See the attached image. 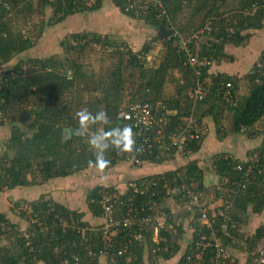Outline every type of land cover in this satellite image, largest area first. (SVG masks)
I'll return each instance as SVG.
<instances>
[{"label": "trees", "instance_id": "1", "mask_svg": "<svg viewBox=\"0 0 264 264\" xmlns=\"http://www.w3.org/2000/svg\"><path fill=\"white\" fill-rule=\"evenodd\" d=\"M87 1L0 0V128L8 130L7 138L0 140V189L43 184L87 166H98L88 137L116 128L131 127L133 150L122 151L110 144L104 151L108 163L102 169H111L119 162L140 167L145 162L188 161L163 173L128 179L123 191L113 186L89 190L85 203L91 218L97 220L94 225L84 218V212L69 209L50 197L16 200L10 211L21 222H14L6 212H0V264H99L100 258L104 259L100 254L103 252L101 193L108 190L118 194L114 218H123L127 212L141 217L164 208V201L169 199L163 183H185L200 199L210 192L221 199L228 192L233 193L231 213L236 228L230 230L223 243L245 253V264H252L250 253L264 237V225L252 233L242 231V227L247 223V213L260 214L264 208V171L258 172L254 166L246 180L245 170L256 157L258 163L263 162L264 47L250 74L239 77L220 72L216 66L233 59L226 51L228 46H245L254 31L262 28L264 0H92L91 4ZM104 3L138 27L151 28L153 33L133 49L119 35L71 32L59 41L62 55H28L46 26L77 13L97 11ZM48 8L51 13L45 19ZM39 15L42 18L37 22L35 17ZM11 16L21 18V28L13 24ZM160 26L171 34L160 38ZM93 45L101 50L97 70L82 60L86 48ZM189 58L194 61L190 63ZM243 80L247 83L246 92L240 91ZM197 85L204 96L190 98L189 91ZM169 86L171 91L167 93L165 89ZM143 103L151 104L152 118L162 116L163 122L166 121L161 124L162 141L169 143L175 129L191 117L195 127L200 128V137L192 139L185 134L183 142L168 153L153 144L152 149L140 155L142 163L136 164L133 157L142 137L153 132L147 129L137 132L129 120L117 115L123 109L128 110L130 104ZM166 109L170 113L165 115ZM82 110L92 117L103 111L109 123L91 121L85 136L76 135L77 114ZM228 115L231 132L243 133L248 138L260 136V143L246 152L245 159L211 156L219 178L215 184H205L200 160L189 158L201 150L206 121H213L216 137L221 138L226 133L222 121ZM25 205L31 208V213ZM189 214L178 211L169 221L185 217L190 222V233L179 220L174 230H159L156 240L151 225L141 229L117 227L105 248L106 264H124L127 252L118 256L117 251L125 246L126 251L135 255L126 264H145V257L150 264H156L176 255L179 257L174 264H190L196 252L195 242L207 229L198 222L192 223ZM139 233L141 239L136 238ZM186 236H189L187 244L180 253L179 242ZM211 263L209 249L200 251L196 264ZM229 263L238 264V260L231 257Z\"/></svg>", "mask_w": 264, "mask_h": 264}, {"label": "crops", "instance_id": "2", "mask_svg": "<svg viewBox=\"0 0 264 264\" xmlns=\"http://www.w3.org/2000/svg\"><path fill=\"white\" fill-rule=\"evenodd\" d=\"M78 18L85 19L84 21H82V23H78ZM79 29L97 32L100 34H109L111 36L119 35L129 43L130 41H135L133 45L136 46H140V43L144 40V38L153 33V30L151 28L145 26L138 27L135 22L118 13L110 4L104 3L102 7L97 11L77 13L76 15L74 14L68 16L62 22H59L55 25L49 27L46 26L43 30L42 35L37 40L36 46L31 48L27 53L28 55L34 54L38 56L50 55L55 53L60 54L61 48L58 44L62 37L71 32H79ZM250 41L245 46H228V52L232 55L233 59L221 61L219 64H217L218 66H216V69L220 72H226L228 74L234 73L238 76H240L241 73H245L247 69L253 64L254 59L259 56L258 54L260 52H258V50L261 49L262 46L260 44L264 43V29H262L259 34H254L252 38H250ZM257 44L260 46L258 47ZM238 52L243 55L245 54L248 58H239ZM11 64L13 65V62H10V65ZM244 82L246 81L243 80L242 83ZM209 120L214 126L213 121L211 119H208L206 121L208 131H210V127L208 124ZM223 121L222 124L224 125V127L226 126V133L218 139L216 148L212 150V152L210 153L211 155H209V157L207 158L209 160V163L207 162V160L205 161L203 159L205 157L201 158L202 160H200V167H202L204 171L205 184H214L217 182H212L205 177L207 169H211L212 174L217 180L219 178V176L215 173V168L213 167V160L211 156L216 155L219 157V155H230L231 157L238 160L245 159L246 152L255 148L260 143V136L255 138H248L243 133L231 132L229 128L227 129V127L229 126L224 124ZM7 136V128H0V140L7 138ZM64 136H67V132H65ZM205 141L206 139L203 140V144L200 150V152L202 153H205L207 151ZM186 161H188V159H182L179 162L172 161L166 164H152L150 162H145L140 167H135L125 162H119L111 169H101L98 166H87L86 168H83L71 175H68L66 177L54 178L43 184L21 186L8 190L0 189V212H6L8 217L12 221L19 223L21 222L20 220H18L19 218L10 211L13 202L18 199L36 200L38 198L50 197L54 202L62 204L69 209L84 212V218L90 219L89 223L94 225L97 224V220L93 217L91 218V215L87 212L85 203V198L89 190L96 187L113 186L116 189L123 191L128 179L163 173L165 171L172 170L175 167L180 166L181 164H184ZM204 200L207 202L210 210L221 204V198H217L213 192L205 195ZM171 207L172 203L170 202V200L164 201V208L166 210L170 209ZM177 220H181L184 227L190 233L191 227L185 217H179L177 218ZM259 225H264V208L260 214H254L251 212L247 213V223L246 225H243L244 227H242V231L252 233ZM156 235L157 233L153 232L154 240H156ZM184 238H186L185 240H183L187 244L189 236H186ZM229 248H232L231 252L235 253L234 255L238 260V264H245V253L239 252L231 246H229ZM145 258V264H150L149 262H147V257ZM161 262L162 261L158 260L156 264H161ZM99 264H106L105 259L103 260V258H100Z\"/></svg>", "mask_w": 264, "mask_h": 264}, {"label": "built area", "instance_id": "3", "mask_svg": "<svg viewBox=\"0 0 264 264\" xmlns=\"http://www.w3.org/2000/svg\"><path fill=\"white\" fill-rule=\"evenodd\" d=\"M89 4L92 0L87 1ZM194 58H189V62H193ZM251 73V70L248 72ZM229 86L230 84L227 83ZM204 96L200 85H197L194 89L189 91V97H196L201 99ZM152 107L151 104H130L129 109H123L118 113V117L123 120H129L132 125H134L139 132L141 129H147L152 131L153 134H146L143 136L137 153L134 154L133 161L136 164H141L142 159L140 155L146 153V151L154 147H161L162 150H171L178 144H181L185 138V134H188L189 138L197 139L200 137V128L195 127L194 119L186 118V124L180 125L175 129V132L170 137V142L166 143L160 139V134L162 130V116L160 118H152ZM169 110H165V115L169 114ZM166 121L163 122V124ZM156 126V127H155ZM191 130L193 131L191 133ZM153 147V148H154ZM139 155V156H138ZM169 157V155H166ZM171 160V159H169ZM263 162L260 164L259 158H254L252 164L247 166L245 170L246 180H248L249 173H252L254 166L258 167V172L264 171V155L262 157ZM237 168H241L237 166ZM244 187V185L242 186ZM166 198L172 203V207L168 210L162 208L157 210H152L147 216H136L134 214H127L123 218H114L112 216L114 206L118 200L117 193L107 192L104 190L101 193L100 206L102 208V241H103V252L100 254L104 257L107 256L106 251L107 243L111 240V232L117 227H130L135 226L141 229L142 227L151 225L153 232H158L161 229L164 230H174L175 226L179 225V221L173 222L170 216L177 213L178 211H187L190 214L189 219L192 223L198 222L201 226L207 229L206 234H202L200 239L195 242L194 256L190 264H196L200 259V251L204 249H209L211 254V264H230L231 259L228 253L229 246L224 245L223 239L229 236L230 230L236 228V222L233 219L231 208L233 193L228 192L225 199H221V204L212 210L209 209L207 202L200 199L185 183L173 185L168 183H163L162 186ZM23 203V202H22ZM24 205V204H23ZM28 213H31V208L27 205ZM190 223V222H189ZM137 239L142 238V233L136 236ZM126 246L117 251L118 256H123L127 252V256L124 264L126 262H131V259L135 258L134 252L126 251ZM250 262L252 264H264V237L260 238L255 244L254 248L251 250Z\"/></svg>", "mask_w": 264, "mask_h": 264}, {"label": "rangeland", "instance_id": "4", "mask_svg": "<svg viewBox=\"0 0 264 264\" xmlns=\"http://www.w3.org/2000/svg\"><path fill=\"white\" fill-rule=\"evenodd\" d=\"M92 2H90V4H91ZM50 9L48 8L46 11H45V13H44V18L45 19H47L49 16H50ZM40 18H42V16L41 15H39V16H36L35 17V19H37L36 21L38 22V20L40 19ZM11 19H12V22H13V24L15 25V26H18V27H20L21 28V18L20 17H18V18H15L14 16H11ZM79 19V18H78ZM85 19V18H84ZM84 19H79L78 20V23H82V21H84ZM91 20V19H90ZM262 24H263V26H262V28H260V29H256L255 31H254V34L255 35H257V33L259 34L260 33V31L262 30V29H264V20L262 21ZM80 31L79 32H81V31H85V30H81V29H79ZM89 32H92V31H89ZM252 38V37H251ZM88 39L90 40V39H92L91 37H88ZM132 39V38H131ZM133 40V39H132ZM252 41V40H251ZM250 41V42H251ZM134 42L135 41H130V45H131V47L133 46V47H135V48H137V46L136 45H133L134 44ZM260 44V43H259ZM260 45H262L261 46V49H259L258 50V52H260L261 50H262V48L264 47V43H262V44H260ZM260 45H258L257 44V46L259 47ZM258 47H255V48H258ZM228 50V48L226 49V51ZM228 52V51H227ZM100 53H101V50L98 48V47H96V46H92L91 48L89 47H87L86 48V51H85V53H84V55H83V58H82V60L86 63V64H88V65H90V68H93L94 70H97V68H98V62H97V60H98V57H99V55H100ZM245 53V52H244ZM60 55H62V53H60ZM259 55V54H258ZM73 56H75V54H73ZM238 57L239 58H246L247 56L244 54H240L239 52H238ZM248 58V57H247ZM257 58H258V56L256 57V59H254V62H253V64L257 61ZM253 64L247 69V71L245 72V73H241L240 74V76L239 77H242L244 74H246V73H248L250 70H251V68H252V66H253ZM247 83L246 82H244V83H241V89H240V91L241 92H246V89H247V85H246ZM165 91L167 92V93H170V91H171V87L169 86V87H166V89H165ZM230 116L231 115H228V117L223 121V123L224 124H226V125H228L229 126V119H230ZM209 127H210V131H208V129H206V135H205V137H204V139H206V141H205V143H206V148H207V151L205 152V153H202V152H200V150H198L197 152H196V154L195 155H193V156H191V159H193V158H198L199 160H202L201 158H203V157H205V158H203L204 160H207V162L209 163V160L207 159L208 157H209V155H211L210 153L212 152V150H214V148H216V145H217V141H218V137H215V128H214V126H213V124H212V122L209 120ZM206 127H207V124H206ZM225 128H226V126H225ZM229 127H227V129H228ZM216 143V144H215ZM202 156V157H201ZM172 161H174V160H168V161H165V163L163 162V163H161V164H166V163H169V162H172ZM205 164V163H204ZM208 180H210V181H212V182H214V181H217V179L215 178V176L212 174V172H211V169H207L206 170V176H205ZM216 179V180H215ZM215 184V183H214ZM23 200V199H22ZM184 240L186 239V238H183ZM184 240H182V241H180L179 243H180V248H181V250H180V253L184 250V247H185V244H186V242L184 241ZM237 251H239L237 248H235ZM232 251V248L230 249H228V253L230 254V256L231 257H234V258H236L235 257V253H233V252H231ZM239 252H241V251H239ZM243 253V252H242ZM179 257V255H176L175 257H173L172 259H170V260H160V261H162L161 262V264H164V263H166V264H171V263H174L176 260H177V258ZM104 260V259H103Z\"/></svg>", "mask_w": 264, "mask_h": 264}, {"label": "clouds", "instance_id": "5", "mask_svg": "<svg viewBox=\"0 0 264 264\" xmlns=\"http://www.w3.org/2000/svg\"><path fill=\"white\" fill-rule=\"evenodd\" d=\"M77 115L79 117V127L75 134L79 136L86 135V131L91 121H100L105 124L109 123L108 117L103 111L98 112L95 117H92L86 110H82ZM106 136H110L111 139L107 140ZM88 143L95 150L96 163L102 169L108 163L104 159V151L110 144L122 151H132L134 139L131 127H125L123 129H112L107 134L101 132L92 135L88 137Z\"/></svg>", "mask_w": 264, "mask_h": 264}, {"label": "water", "instance_id": "6", "mask_svg": "<svg viewBox=\"0 0 264 264\" xmlns=\"http://www.w3.org/2000/svg\"><path fill=\"white\" fill-rule=\"evenodd\" d=\"M168 34H171L170 30H166L164 27L160 26L158 28V35L160 38H164L165 36H167Z\"/></svg>", "mask_w": 264, "mask_h": 264}]
</instances>
